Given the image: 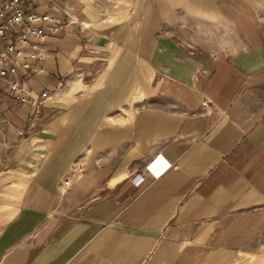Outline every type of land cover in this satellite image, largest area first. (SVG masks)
Here are the masks:
<instances>
[{"label":"crops","instance_id":"obj_1","mask_svg":"<svg viewBox=\"0 0 264 264\" xmlns=\"http://www.w3.org/2000/svg\"><path fill=\"white\" fill-rule=\"evenodd\" d=\"M23 3L62 23L21 70L57 91L34 126L0 102V264H264V0H194L191 33L160 0Z\"/></svg>","mask_w":264,"mask_h":264},{"label":"built area","instance_id":"obj_2","mask_svg":"<svg viewBox=\"0 0 264 264\" xmlns=\"http://www.w3.org/2000/svg\"><path fill=\"white\" fill-rule=\"evenodd\" d=\"M24 0H0V102L5 97L15 99L21 104L32 105L29 115L30 125L40 115L41 108L53 97L57 89L45 90L36 96L31 95L30 80L21 74L24 71H36L32 60L38 57L36 48L38 42L49 37L51 33H56L62 29V23L56 21V25L51 22L54 19L46 14L29 10L24 7ZM202 107L208 108L210 102L203 99ZM20 134L23 133L19 130ZM156 157L161 159L162 168L156 173L170 167V163L165 161L160 154ZM80 164V163H79ZM81 166V165H80ZM145 168H151L149 164ZM81 171L76 167H71L68 175L63 179L62 185L69 186L72 179L77 177ZM138 177L136 185L141 183L144 175Z\"/></svg>","mask_w":264,"mask_h":264},{"label":"rangeland","instance_id":"obj_3","mask_svg":"<svg viewBox=\"0 0 264 264\" xmlns=\"http://www.w3.org/2000/svg\"><path fill=\"white\" fill-rule=\"evenodd\" d=\"M166 2L169 5V13L172 14V21L169 22L168 28L175 31H185V33L192 32V25L194 20H198L199 13L193 11L194 0H160V2ZM199 1V0H198ZM204 1V0H201ZM208 1V0H205ZM224 3V0H218ZM198 4V3H197ZM80 93L78 94V96ZM80 157H76L73 162V167L80 168Z\"/></svg>","mask_w":264,"mask_h":264}]
</instances>
